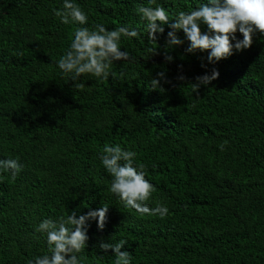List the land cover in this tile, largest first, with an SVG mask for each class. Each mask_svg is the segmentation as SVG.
I'll use <instances>...</instances> for the list:
<instances>
[{
	"label": "trees",
	"instance_id": "obj_1",
	"mask_svg": "<svg viewBox=\"0 0 264 264\" xmlns=\"http://www.w3.org/2000/svg\"><path fill=\"white\" fill-rule=\"evenodd\" d=\"M74 2L88 17L83 27L137 31L121 37L130 59L113 62L118 78L84 74L73 82L59 69L81 27L55 15L63 0H0V160L24 165L15 180L0 173V264L49 254L46 235L35 231L44 219L102 205L107 222L103 230L86 222L81 264H114L99 244L121 239L130 264H264V33L254 30L250 48L208 64V51H185L180 31L184 43L167 49L166 62L170 29L150 41L137 12L148 0ZM206 2L157 0L170 20ZM213 68L219 77L193 93L195 78ZM161 71L169 82L153 90ZM105 144L137 154L155 188L147 204L165 205L166 216L140 215L109 190Z\"/></svg>",
	"mask_w": 264,
	"mask_h": 264
},
{
	"label": "clouds",
	"instance_id": "obj_2",
	"mask_svg": "<svg viewBox=\"0 0 264 264\" xmlns=\"http://www.w3.org/2000/svg\"><path fill=\"white\" fill-rule=\"evenodd\" d=\"M137 12L141 19L147 22L146 30L150 41H157V34H163L165 31L164 25L170 29L165 40L166 62L173 60V57L167 54V49L184 43L177 35L180 31L189 42L185 51H208V64L231 56L233 49L239 52L250 48L254 30L264 33V0H207L189 13L180 11L173 20L169 19V14L157 0H148V5L138 7ZM55 15L63 24L81 25L74 29V39L69 49L57 61L59 69L71 74L73 82L84 74H91L103 80H107L109 76L118 78L117 73L111 71L113 62L130 59L127 51L120 50L121 37H137V31L124 26L108 30L102 24H96L92 29L83 27L88 17L74 0H63L62 8L55 10ZM201 24L207 26V32L201 31ZM237 31L242 34L243 39H237ZM150 51L155 54L157 49ZM201 59V67H206L204 58ZM119 75L122 76L123 73ZM218 77L219 72L215 68L211 70V74L206 72L197 76L196 82L192 83V92L198 95L201 85L208 86ZM177 79L183 81L185 77L180 75ZM161 81L169 82L163 71L158 72L156 78H152V89H163ZM76 87L82 89L85 84L80 82ZM227 143L225 140L218 146L221 151L226 150ZM136 155L134 151L125 150L119 144L104 145L100 160L112 177L109 190L120 198L125 207L134 209L138 214L159 215L163 218L169 211L165 205L158 202L155 208H150L147 204L155 188L145 178V165L134 163ZM23 167L18 158L0 160V173H9L12 180L16 179ZM107 212L108 205H102L97 210H89L79 216L73 211L66 219H44L35 231L46 235L49 254L35 257L27 264H81L83 257L78 254L86 248L89 239L86 222L95 220L97 228L103 230L107 222ZM126 244L127 241L123 239L116 243L101 241L99 247L103 252L112 250L115 256L114 264H130V253L121 251L122 246Z\"/></svg>",
	"mask_w": 264,
	"mask_h": 264
}]
</instances>
